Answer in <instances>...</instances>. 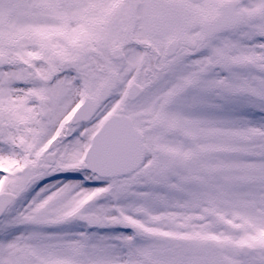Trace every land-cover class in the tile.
Masks as SVG:
<instances>
[{
    "label": "snow or ice",
    "instance_id": "6c2138e0",
    "mask_svg": "<svg viewBox=\"0 0 264 264\" xmlns=\"http://www.w3.org/2000/svg\"><path fill=\"white\" fill-rule=\"evenodd\" d=\"M0 264H264V0H0Z\"/></svg>",
    "mask_w": 264,
    "mask_h": 264
}]
</instances>
